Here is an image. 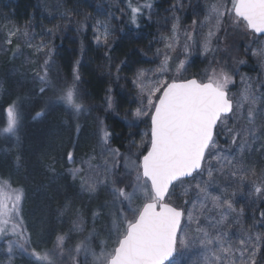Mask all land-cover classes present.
<instances>
[{"label": "snow or ice", "instance_id": "1", "mask_svg": "<svg viewBox=\"0 0 264 264\" xmlns=\"http://www.w3.org/2000/svg\"><path fill=\"white\" fill-rule=\"evenodd\" d=\"M230 2V9L223 3L212 6L216 22L207 33L203 48L205 54H213L214 60L217 48L212 45V39L216 37L217 41L219 40L218 34L226 15L232 17L234 24L244 25L253 34L264 35V0ZM144 7L150 8L151 5L146 4ZM131 13L130 20L135 24L141 7H133ZM175 19L178 23V18ZM97 24L104 29L102 34L97 35V42H100L102 35L104 42L107 43L109 35L107 23L98 21ZM195 24L194 20L193 25ZM175 31L174 24L173 32ZM14 34L15 32L10 33ZM185 35L190 37V33L186 32ZM25 43L29 47L33 46L31 40ZM172 47V43L166 45L169 51L164 53V61L160 68L155 70L161 76L168 71L166 64L171 58ZM45 48L49 50L44 53V62L34 73V79L41 85L50 84L48 66L52 50L43 42L35 45L36 52ZM185 51H188L187 44ZM253 54L264 57V49ZM183 64V61L179 62L177 71ZM119 71L120 68L117 67V73ZM148 71L139 69L136 72L133 83L137 86L141 98L138 100L139 106L131 113L138 119L146 116L149 119L150 127L145 133L149 137L147 150L143 154L126 157L127 171L123 176L113 173L112 168L115 165L108 167L106 169L108 174L102 181L109 187L112 197L110 205L114 211L109 213V224L110 228L115 229V246L111 251H104L97 256L90 247L92 236L98 235L94 231L76 245V251L79 252L83 248L86 254L91 253L96 257L99 264H165L176 253L177 237L178 233H181L183 236L181 243L185 246L196 242L202 245L215 243L217 250L226 254L225 258L237 256V264H257L259 245L264 237L242 228L238 244L233 245L228 240L224 221L231 214H235L236 217L243 215V208L237 211L234 206L232 197L237 193L229 191L232 185L226 183L221 186L220 181L225 177H239L236 183L244 184L248 176L257 177L255 169L245 165L243 154L252 150L253 144L257 141L264 139V107H261L264 104V93L242 78L245 83L244 91L239 99H234L228 91V85L234 83L233 77L222 66L219 71L210 68L205 80L196 78L181 81L173 79L171 82L160 78L149 80ZM76 80H79V74L74 70V81ZM39 91L43 93L45 87H40ZM57 91V103L63 104L76 114L87 110L80 100L75 82ZM108 106H112L111 97L108 98ZM4 115L5 122L3 127H0V135L15 136L19 140L17 135L21 123L19 103L17 101L10 103L4 109ZM36 115L42 116L43 112ZM109 136L110 133L104 130L101 138L103 145H107ZM220 138L227 140L228 148L220 146ZM133 146L140 147L135 143ZM261 148L264 149V145H261ZM107 151L113 160L120 155L118 149L109 148ZM67 159L73 162L72 152L67 153ZM89 168H92L90 164ZM70 171L75 177L81 169ZM97 183L96 179L89 176L82 179V188L95 193ZM250 183L254 193L264 197V180L257 182L256 179H252ZM5 188L11 195L4 191ZM189 191H194L196 198L192 203V209L195 211L187 212L189 224L197 225L192 234L182 232L180 226L182 219L185 218V211L174 205L171 200L173 196L178 199L187 196ZM23 198L22 188H11L7 182L0 185V240L7 244L9 254L14 248L28 251L25 248L28 236L20 215ZM137 200L143 202L133 206ZM184 202L189 203L188 200ZM209 204L212 208L220 210L219 219L210 225L215 229V234H210L200 227L198 220L199 215L209 211ZM107 206V203L101 205L99 210L92 213L94 220ZM260 216L264 218V212L260 213ZM76 223L77 226L82 224V218ZM235 223L239 226V219H236ZM64 239L63 236L57 237L58 243H62ZM32 254L44 260L48 259L46 253L41 256L33 250ZM212 257L214 260L221 259L216 252L212 253ZM261 264H264V258L261 259Z\"/></svg>", "mask_w": 264, "mask_h": 264}, {"label": "trees", "instance_id": "2", "mask_svg": "<svg viewBox=\"0 0 264 264\" xmlns=\"http://www.w3.org/2000/svg\"><path fill=\"white\" fill-rule=\"evenodd\" d=\"M160 1L0 0V23L7 22L8 26L15 27L19 31L12 43L0 55V75L2 74V80L6 82L7 86L2 92L0 100V127H3L5 122L4 109L13 101L19 103L21 118L20 129L17 133L19 140L15 136L0 135V185L9 182L11 188H15L17 185L24 187L28 192V196L23 198L20 208V215L28 236V241L25 244L28 251L17 249L16 255L11 258L7 251V244L0 240V264H49V262L51 264L55 262L56 264H83V248L77 252L76 242L78 240L83 241L85 237L91 234L92 211L96 208L97 197L80 193L81 182L78 180L79 178L73 179L68 174L71 162L67 159V153L72 152L73 158L77 160L76 156L79 157L82 153V139L87 135L91 122L84 114L79 116L72 112L68 116V122L65 120L67 116L63 113V104L56 102L57 90L63 88L58 80L63 79L65 82L73 84L75 70L79 77H84L87 80L91 97H99L103 91L104 83L98 80L97 75L92 70L93 66L105 65L107 57L117 54L118 59H120L121 72L123 73L122 70L126 69V73H129L130 64L134 60L137 62L139 60V57L134 56L133 48L141 47L142 42V40L138 41V38L132 40V36L145 35L148 37L149 43L152 42L156 24L151 13L159 7ZM146 4H150L151 7H144ZM137 6L141 7V13L137 15L136 23L133 24L130 20L131 9ZM121 9H123L122 13H120ZM116 16L120 17L124 31L128 32L131 39L129 42L119 40L113 43L109 42L108 46L102 47L103 42L101 40L97 42L96 38L98 35L97 22L114 19ZM222 27V34L220 33L222 37L219 38V43L224 47L227 42L228 46L226 45L225 53H221L217 60L219 62L215 66L217 71L222 66L232 77L240 72H254L250 59L245 60L243 53L240 52L244 49L243 47L250 49L259 38L248 32L244 25L234 24L230 15L224 17ZM28 29L56 32L54 34L57 37L50 47L52 50L48 66L50 84L41 85L37 79L32 81L25 79L20 84L19 89L12 90V88L10 89L11 79L19 78L18 73L12 78L10 76L11 69H14L12 68L13 65L19 67L18 62H23L24 65L20 72L26 71L27 73L32 68L31 65L39 69L45 59V56H39L34 50L26 49L21 42L20 38L26 37L24 33H27ZM69 33H73L72 36L75 37V41L72 42L71 37L67 36ZM70 42H72L73 48H70ZM17 46H19L18 50ZM20 48L28 51V54L23 55ZM240 61H244V63H240ZM192 78L206 79L199 75H194ZM40 87H45L43 93L39 91ZM48 100L53 101L51 106L48 102L46 103ZM30 104H32L31 107H29ZM44 105L48 108L47 113L41 119L40 116L36 118L37 109ZM105 124L107 132L110 133L109 145L121 151L124 145L123 139L126 136L125 126L118 120H111L109 116ZM53 127H56L55 132L57 134L55 137L57 140L53 142L51 140L52 144L55 145L53 150L51 148L46 150L44 149V140L47 138L46 134ZM66 128L68 135L65 134ZM59 138H62L63 141L58 140ZM30 141L39 146H31ZM14 163L15 170L13 169ZM52 166L56 167V173L52 172ZM51 177L57 180L58 184L56 185L60 184L63 191H52ZM4 191L11 195L7 188ZM91 198L92 201H90ZM39 199H44L46 204H50L52 200L55 202V205L50 207L49 213L41 214L38 210L37 200ZM40 200L38 204L41 203ZM42 216L46 217L47 221H44ZM84 216L87 218H84L86 227L83 233L78 234L72 230V223L75 219ZM96 220L97 223L103 221L101 217L96 218ZM40 221L41 224L37 227L36 222ZM46 234L47 237L45 238L50 237L52 241L44 242L46 239L43 236ZM59 236L65 238L63 242L66 246L75 242V252L70 258L61 254L63 245L60 246L57 243ZM94 236H92L94 240L91 242V247L95 253L98 250L102 253V243L98 237L94 238ZM10 238L15 239V237ZM48 244L52 253L55 250L57 253L60 252L55 256L53 262L49 256L47 260H44L32 254L33 250L40 253L41 256L47 254L48 252L40 248L45 249ZM262 258H264V241L259 245L257 264H261ZM90 264H99V261L97 258H92Z\"/></svg>", "mask_w": 264, "mask_h": 264}, {"label": "rangeland", "instance_id": "3", "mask_svg": "<svg viewBox=\"0 0 264 264\" xmlns=\"http://www.w3.org/2000/svg\"><path fill=\"white\" fill-rule=\"evenodd\" d=\"M134 1L139 2L140 0ZM218 3H223L229 9L231 8L230 0H161L159 7L151 13L156 24L155 30H153L154 38L152 39V42L149 43V40L147 39L148 37H146L145 35L143 36L141 34H138L137 37L132 36V40H136V38H138V41L142 40V42L140 44L141 47L133 48L134 56L139 57V60L138 62L134 60V62L130 64L131 69L129 70V73H126V69L122 70L123 73L121 72L120 59H118L117 54H113L111 55V57H107V63L105 65L103 64L93 66L92 69L93 72L97 75L98 80L104 83L103 91L99 97H91L89 88L87 86L88 82L87 80H85L84 77H79V80L74 81L75 87L79 93L80 100L87 109L86 111H82L77 115L80 116L81 114H84L85 116H87L88 121H90L91 124L89 125L87 135L82 139V153L79 155V157L76 156L77 160L73 158V162H71L68 174L73 179L79 178L78 180L81 182L79 189L81 194H87L97 197V204L95 208L96 210L94 209L92 212L99 210L101 205H104L106 203L108 204L107 207L103 208L101 215L98 217H101L103 221L101 223H97V220H94L93 218V225L90 224L91 233H93L94 231L98 233V235L94 236V238L98 237V239L101 241L103 252L111 251V249L115 246V229L110 228L109 224V213L111 211H114V209L110 205L112 197L110 195L109 187L102 182L108 174L106 172V169L115 165L112 168L113 173L123 176L124 173L127 171L126 157L132 154H143L146 152L148 147L147 140L149 139V137L145 135V133L148 132L150 127L148 117L146 116L138 119L131 115V113L139 106L138 100L141 98L137 86L133 83L136 72L139 69L149 70V80H156L157 78H160L167 79L169 82H171L173 79L177 81L191 79L194 75H199L201 78H206V76L209 74L210 68H215L217 63L216 61L220 57V54L225 53L226 48L228 46L226 42L224 47H222V45L219 43L220 39L217 41L216 37H213L212 45L217 48L215 52V60L213 59V54H205L203 48L207 33L210 29L213 28V25L216 22L215 13L212 11V6ZM122 10L123 9L120 10V13H122ZM175 18H178V23ZM194 20L196 21L195 25H193ZM100 22L107 23L109 28L107 43L104 42L103 36H100V40L103 42L102 47H105V45L108 46L109 42L113 43L117 42L118 40L129 42V40L131 39L128 32L124 31L125 29L121 25L120 17L116 16L114 17V19L101 20ZM174 24L176 25L175 33L173 32ZM16 30L17 29H15V27L8 26L7 22L0 23V55L4 50H6V47L12 43V40L17 35V33H19V31ZM222 30L223 27L221 28V31L218 34L219 38L222 37ZM35 31L28 29L27 35H25L26 37L20 38L21 42L25 45L26 49L34 50L35 52V45L43 42L45 44H48L49 47H51V44H53L55 38L57 37V35L54 34L56 32L50 33L47 31H36V33ZM103 31L104 29L100 28L97 24L98 35L102 34ZM11 32H15V34L10 35ZM186 32L190 33V37H186ZM72 34L73 33H69V35L67 36L71 37V41L73 42L75 41V37L72 36ZM9 40L11 41V43H9ZM28 40H31V43L33 45L32 47H29L25 43V41ZM173 41H175V43H173ZM72 42H70V48H73ZM169 43H172L173 47L170 52L171 58L167 61L166 64L168 71L161 76L160 73L155 72V70L159 69L162 62L164 61V53L169 51V49L166 48V45ZM185 44L188 45L187 52L185 51ZM243 48L244 49H242V52L240 53H243V57L245 60L250 59L255 71L240 72L233 77L234 83H230L228 85V91L229 95L234 99H239V97L244 91L245 83L242 81V78H245L247 82L252 83L254 87L258 88L259 92L264 93V57L253 54L260 49H264V37L257 39V41L254 43L253 46H251L250 49L249 47H247V49L246 47ZM20 50L22 51L23 55L28 54V51L21 48ZM48 50V48H45L42 51L36 53L39 54V56H45L44 53ZM180 61H183L184 64L183 67L180 68L179 71H177V67ZM23 65V62H18L19 67L15 65L12 66V68L14 69H11L10 71L11 78L15 76V74H19V78L16 77L15 79H11L12 83L10 82V89L12 88V90L19 89L20 84L22 83V81H25V79H30L31 81L34 80V73L36 70H38V67L31 65L32 68L29 69L30 71H28L27 73L26 71H22L21 73L20 69L23 67ZM117 67L120 68L119 73H117ZM154 72L155 74H153ZM1 75L0 100L1 95L3 94L2 92H4L3 90H5L7 87L6 82L2 80L3 76ZM117 76H119V79H117ZM58 83L63 88L68 85H71L70 83L65 82L63 79L58 80ZM157 95H159V93H157ZM109 97H111V107L108 106ZM47 102L50 106L51 103H53V101L49 100L46 101V103ZM31 106L32 104H30L29 107ZM40 107L37 109L36 112H43L42 116H45L48 108L45 105ZM261 107H264V104H262ZM63 109L62 110L64 115L67 116L65 117V120L68 122V116H70V112L72 111L67 109L64 105ZM107 115L111 118V120L113 119L120 121L126 128V136L123 139V148L121 151H119L120 155L115 160H113V157L109 154L107 149L117 148L111 147L108 141L106 146L103 145L101 142L103 132L104 130H106L105 123L108 120ZM42 116H40V119ZM229 123L231 124L232 121H229ZM79 129L80 128L78 126V130ZM78 130L76 127L77 132ZM55 131L56 127H53L51 131L46 134L47 138H45L44 140V149L48 150L51 148V150H53V147L55 145H53L52 142L54 140H57V138L55 137L57 132ZM65 131V134L68 135L67 128L65 129ZM58 140L63 141L62 138H59ZM133 143H135L136 145H140V147H134ZM219 144L223 148L229 147V144L225 138H220ZM30 145H36V147L39 146L32 141H30ZM261 145H264V139L257 141L255 144H253L252 150L246 151L243 154L245 165L254 168L258 174L257 177L253 178L251 176H248L244 184L236 183L239 177H225L220 181L221 186H224L226 183L232 185V188H230L229 191H236L237 193L235 197H232L234 206L237 211L243 208V215L236 217L235 214H231L224 221V227L226 228L228 233V240L233 243V245L238 244L242 228L250 230V232L254 235L260 234L262 237H264V222H262V219L264 218L260 217V213L264 211V197L255 194L250 183L252 179H256L257 182H259L260 180H264V149L261 148ZM132 158L135 159V156H133ZM89 164L92 166V168H89ZM45 166L47 167V165ZM13 169L15 170V163ZM71 169H81V171L77 173V175L74 177L72 172L70 171ZM51 170L54 173L57 172L55 166H52ZM89 176L98 181L95 193L85 191L82 188V179H85ZM50 184L52 185V191L59 192L60 190H62V186L60 184L56 185L58 183L57 180L54 179V177H51ZM15 188H22L24 190V199L28 196V192L24 187L16 185ZM195 199L196 198L194 191H189L187 196H183L179 199L175 196L171 198L172 203L174 205L184 209L185 218L182 221L181 230L182 232H188L189 234H192L197 226L195 223L189 224L187 220V212L189 210H193L192 203L195 202ZM39 200H37L38 203ZM185 200H188L189 203L186 204L184 202ZM40 201L41 203H37V207L41 214H44L45 212L49 213L51 209L50 207L55 205V202L53 200L50 204H46L44 202V199ZM90 201H92V198L90 199ZM142 202V200H137L133 206H138ZM208 209L209 211L205 212L203 215L198 216L199 224L200 227L207 230L210 234H215V229H213L210 225L214 223L215 220L219 219L220 210L212 208L211 204L208 205ZM81 218L83 220V223L77 226L76 221ZM84 218L87 219L85 216L79 217L75 219L72 223V230H74L78 234L83 233L84 228L86 227ZM236 219H239L240 221L239 226L235 223ZM43 220L47 221V218L43 217ZM40 224L41 221L36 222L37 227H39ZM38 234L41 235V233ZM47 234L46 236H43L44 239H46L45 237H47ZM92 240L94 239L91 238V242ZM182 240L183 236L181 233H179L176 247L177 254L175 259L169 264H237V256L225 258L226 254L220 253L217 250V246L215 243L212 245H202L199 242H196L185 246L181 243ZM49 241H52L50 237L44 242L47 243ZM263 241L264 239L261 240V242ZM79 242H81V240H78L76 244H78ZM49 244L45 246V249L43 247L40 249H43L48 252L47 255L51 258V261L53 262V260H55V256L60 252L57 253V250H55L52 253L51 249L49 248ZM58 244L60 246L63 245L61 248V254L66 256L67 258H70L71 255L75 252V242H73L70 246L64 245L65 242ZM16 252L17 249L14 248L12 253L10 254L11 258L16 255ZM213 252H216V255L220 256L221 259L214 260L212 257ZM82 253H84L82 256L83 264H87L88 261V264H90L92 258H96L91 253L86 254L84 250ZM100 253L101 252L98 250V252L96 253L97 256H99ZM52 264H56V262Z\"/></svg>", "mask_w": 264, "mask_h": 264}, {"label": "water", "instance_id": "4", "mask_svg": "<svg viewBox=\"0 0 264 264\" xmlns=\"http://www.w3.org/2000/svg\"><path fill=\"white\" fill-rule=\"evenodd\" d=\"M248 31L252 33V31L250 29H248ZM254 35L256 37H264V35H261V34H258V33L254 34ZM182 221H183V219H182ZM181 225H182V222H181ZM180 228H181V226H180ZM178 235H179V233H178ZM177 239H178V237H177ZM176 247H177V245H176ZM175 256H176V253L173 255V257H170L169 260L165 262V264L169 263Z\"/></svg>", "mask_w": 264, "mask_h": 264}]
</instances>
